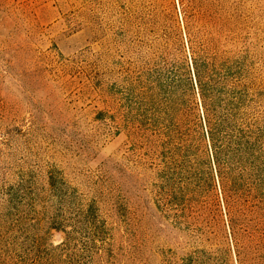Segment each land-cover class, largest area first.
I'll use <instances>...</instances> for the list:
<instances>
[{"label":"rangeland","instance_id":"rangeland-1","mask_svg":"<svg viewBox=\"0 0 264 264\" xmlns=\"http://www.w3.org/2000/svg\"><path fill=\"white\" fill-rule=\"evenodd\" d=\"M172 1L0 0V264H182L196 252L181 207L156 210L161 158L134 127L138 107L165 106L152 18ZM239 1L264 107V0Z\"/></svg>","mask_w":264,"mask_h":264},{"label":"trees","instance_id":"trees-1","mask_svg":"<svg viewBox=\"0 0 264 264\" xmlns=\"http://www.w3.org/2000/svg\"><path fill=\"white\" fill-rule=\"evenodd\" d=\"M226 2L173 0L152 18L164 31L165 106L138 107L134 127L161 158L156 210L180 206L196 232L182 264H264L263 98L242 4ZM84 215L96 227L94 210Z\"/></svg>","mask_w":264,"mask_h":264}]
</instances>
